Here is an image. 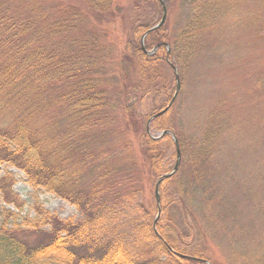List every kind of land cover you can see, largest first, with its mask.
I'll list each match as a JSON object with an SVG mask.
<instances>
[{
	"label": "trees",
	"instance_id": "16d2710c",
	"mask_svg": "<svg viewBox=\"0 0 264 264\" xmlns=\"http://www.w3.org/2000/svg\"><path fill=\"white\" fill-rule=\"evenodd\" d=\"M59 1L0 0V166L66 201L81 219L41 207L34 218L22 217L14 175L5 171L0 264H204L202 243L190 228L185 241L172 215L186 222L183 178L207 176L226 119L214 115L198 134H182L173 106L150 118L174 95L171 66L181 84L240 0H182L171 32L179 0H163L166 20L142 43L161 18L158 0ZM160 132L174 135L180 160L159 185L154 226L158 207L143 202V176L153 187L169 172L170 148L176 158L170 134L155 139Z\"/></svg>",
	"mask_w": 264,
	"mask_h": 264
},
{
	"label": "rangeland",
	"instance_id": "374dc122",
	"mask_svg": "<svg viewBox=\"0 0 264 264\" xmlns=\"http://www.w3.org/2000/svg\"><path fill=\"white\" fill-rule=\"evenodd\" d=\"M50 2L64 4L59 0ZM182 7L183 1H177L168 32L175 28ZM148 13L153 17L152 8ZM171 106L177 111L176 125L182 134H198L214 115L226 119L220 147L207 167V176L203 175L199 183H193L189 175L183 178L186 191L182 201L189 216L185 223L178 222L181 217L174 211L172 218L176 226L186 237L185 241L190 228L193 237L202 243L206 258H199V262L264 264V7L261 0H240L237 10L211 35L185 72ZM172 151L170 148L164 159L169 172L176 162ZM142 161L138 159V163ZM5 171L14 175L12 192L22 206V217L34 218L36 208L41 207L62 220L81 219L80 213L66 201L35 191L16 169L0 166V175ZM186 173L187 170L181 172ZM142 184L143 202L148 206L155 200V185L152 187L145 176Z\"/></svg>",
	"mask_w": 264,
	"mask_h": 264
},
{
	"label": "water",
	"instance_id": "95a60500",
	"mask_svg": "<svg viewBox=\"0 0 264 264\" xmlns=\"http://www.w3.org/2000/svg\"><path fill=\"white\" fill-rule=\"evenodd\" d=\"M158 2H159L160 6H161V9H162V15H161V18H160L159 22H158L156 25H154L153 27L149 28V29H148V30L142 35L141 40H140L141 43L143 42L145 36H146L148 33L153 32V31H156V30H158L159 28H161V27L163 26L165 20H166V8H165V5H164V2H163V0H158ZM155 49H156V48H155ZM155 49H153L151 52H146L147 55H151V54L155 51ZM171 68H172V71H173V73H174L175 84H176L174 95H173L171 101L169 102V104H168L163 110H161L160 112H158V113H156L155 115L151 116L150 120L156 119L157 117L164 115V114L168 111V109H169V108L171 107V105L173 104V101L175 100L176 95H177V93H178V91H179V89H180V84H179V78H178V75H177V70H176V68H175L173 65L171 66ZM150 120H149V122H150ZM164 134H170V136H171V138H172V140H173V143H174V146H175V151H176V162H175V165H174V167L172 168V170H171L169 173H167V174H165V175H162V176L156 181V183H155L154 197H155V202H156V205H157V207H158V210H157V214H156L157 216H156L155 221H154V223H153L154 226H155V223H156V221H157V219H158V217H159V214H160L158 187H159L160 183L162 182V180L171 177V176L176 172V170H177V166H178V164H179V160H180V154H179V150H178L177 140H176V138L174 137V135H172L170 132H162V133H160V135H159L156 139H159V138L162 137ZM180 258H182V259L194 260V259L191 258V257H185V256H180Z\"/></svg>",
	"mask_w": 264,
	"mask_h": 264
}]
</instances>
